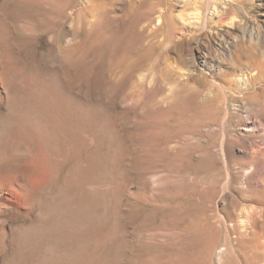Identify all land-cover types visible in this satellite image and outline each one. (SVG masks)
<instances>
[{"label":"rangeland","instance_id":"1","mask_svg":"<svg viewBox=\"0 0 264 264\" xmlns=\"http://www.w3.org/2000/svg\"><path fill=\"white\" fill-rule=\"evenodd\" d=\"M90 1L0 0V264H264V145L244 133L264 100L224 91L218 117L197 114L219 93L173 86L205 77L127 71L120 17L134 7L116 3L108 27L122 37L102 50ZM164 1L187 29L172 46L220 61L235 36L217 23L227 0ZM249 7L234 20L263 36L264 0Z\"/></svg>","mask_w":264,"mask_h":264},{"label":"bare ground","instance_id":"2","mask_svg":"<svg viewBox=\"0 0 264 264\" xmlns=\"http://www.w3.org/2000/svg\"><path fill=\"white\" fill-rule=\"evenodd\" d=\"M256 1L259 0H227L228 6H226L220 14L217 23L219 25H229L228 33H235V36L231 45L223 50L224 55L220 58V61L216 62H214V60L211 61L209 55L198 61L196 58L191 57V53L188 49L186 50L181 45L178 46L175 43L172 46L174 36L180 25H175V27L170 26L172 23L171 18L173 10L171 6L165 5L164 0H128V2L124 0H93L92 4L87 5L86 3L85 5L87 6L86 12L88 15L90 17H95L97 20V25L94 27L101 30V46L102 50H104L109 44L116 45L115 42L118 38L122 37L120 35V30L108 27L111 22L109 19L111 18L110 13L113 12L112 9L116 6V3L127 2L130 5L132 4L134 11L124 12L120 17V19L128 18V27L126 30L128 33L127 46L129 57L127 67H125L126 70L132 71L138 66L156 67L162 63L167 66L168 74L171 72L176 76L179 75L183 79L188 80L192 77H205L202 81L197 80L195 83L196 85H192L188 82H179L173 87L177 88L184 98H186L189 92H191V94L193 93V96H198L202 91H205L204 89H207L209 94L216 91L219 93V96H215L218 94L214 92V97L210 95L202 100H195L194 105L196 111H198L197 114L218 117L222 113L221 100L224 91L244 92V97L242 99L246 100L249 104L255 99L260 98L264 100V35L262 36L259 30L254 31L253 29H249V26L246 25L244 16L240 17L239 22L234 20L238 17V14L246 9V7L248 9L249 6L255 5ZM91 5L95 8L94 14H92L93 10ZM254 10L255 8L251 10V13L254 12ZM156 14L159 20L157 25L152 27L151 25L153 24ZM136 26L138 29L134 31V27ZM180 27V29L187 31L186 28ZM170 50H173L175 53V67L173 65L171 67V64L168 62L169 56H167V52ZM196 65L197 68L198 65L201 66L202 68H199L201 70H195ZM193 72H195V74ZM209 75H212V78ZM208 77L211 78V82L205 81L206 79L208 80ZM170 86H172V84H170ZM247 109L250 108H246V110ZM259 118L255 115L253 110L246 112L244 133L254 139L258 138L261 140V144L264 145V134L261 137L257 136L258 130L264 129V123ZM248 153L245 157L249 160L248 163L250 164L255 160V156L251 157L254 153L252 155ZM257 160L261 161L260 158ZM243 165L241 167H244ZM22 189L23 193H25L24 189L28 190L27 188ZM6 190L7 188L5 186H0V199L4 197ZM234 197L237 200L246 202L253 201V199L257 198L255 195L247 194L246 192H238Z\"/></svg>","mask_w":264,"mask_h":264}]
</instances>
